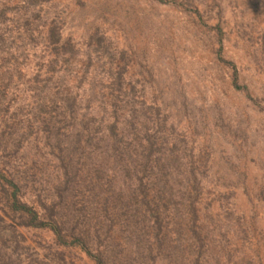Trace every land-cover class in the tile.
<instances>
[{
	"label": "rangeland",
	"instance_id": "374dc122",
	"mask_svg": "<svg viewBox=\"0 0 264 264\" xmlns=\"http://www.w3.org/2000/svg\"><path fill=\"white\" fill-rule=\"evenodd\" d=\"M0 171V264H264V0H0Z\"/></svg>",
	"mask_w": 264,
	"mask_h": 264
},
{
	"label": "trees",
	"instance_id": "16d2710c",
	"mask_svg": "<svg viewBox=\"0 0 264 264\" xmlns=\"http://www.w3.org/2000/svg\"><path fill=\"white\" fill-rule=\"evenodd\" d=\"M160 2H164V0H160ZM0 182L5 188L7 206H9L12 211L28 215L29 225L31 226L50 227L57 234V236L60 237V241L63 244H68L65 241L64 237L61 235L58 226L52 225L48 222L40 221L38 212L33 207L20 200L18 196V185L12 179H9L2 171H0Z\"/></svg>",
	"mask_w": 264,
	"mask_h": 264
}]
</instances>
